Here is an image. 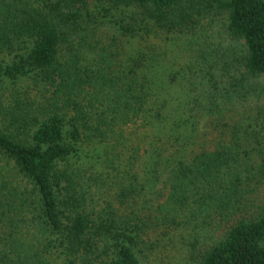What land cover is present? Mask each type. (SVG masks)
<instances>
[{"label":"trees","instance_id":"1","mask_svg":"<svg viewBox=\"0 0 264 264\" xmlns=\"http://www.w3.org/2000/svg\"><path fill=\"white\" fill-rule=\"evenodd\" d=\"M93 1L110 32L87 0H0V264H141L214 220L195 264H264V0ZM174 33L201 40L172 69Z\"/></svg>","mask_w":264,"mask_h":264},{"label":"rangeland","instance_id":"2","mask_svg":"<svg viewBox=\"0 0 264 264\" xmlns=\"http://www.w3.org/2000/svg\"><path fill=\"white\" fill-rule=\"evenodd\" d=\"M87 3L92 19H96L99 34L110 32L122 16L119 10H108L106 7H99L93 0H87ZM200 40L195 37L190 39V36L181 33L171 34L163 49L168 58L164 60L167 66L175 69L180 63L183 64L185 59L183 57L187 51L194 48L193 46H197ZM151 41L154 42L152 39ZM135 42L134 39H128L130 44L126 45L127 48H131V44ZM258 80L263 83L264 88V78ZM255 82L258 83L259 81ZM260 98L264 99V92ZM89 156L96 158L93 152H90ZM161 187L159 185L151 190L152 194L149 197L151 201L162 202L165 199L167 190L161 189ZM249 198V212H251L264 201V184ZM246 213L247 208L243 214ZM199 221L202 220L199 219ZM202 222L203 226H196L195 224L181 226L164 230L161 233L151 232V234L145 236L138 251L141 264H195L200 253L218 241L226 230L225 225H218L216 220Z\"/></svg>","mask_w":264,"mask_h":264}]
</instances>
